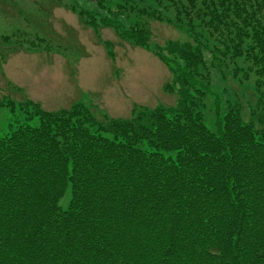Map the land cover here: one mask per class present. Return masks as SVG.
<instances>
[{
    "label": "trees",
    "instance_id": "16d2710c",
    "mask_svg": "<svg viewBox=\"0 0 264 264\" xmlns=\"http://www.w3.org/2000/svg\"><path fill=\"white\" fill-rule=\"evenodd\" d=\"M114 1L70 11L143 49L124 12L183 30L155 50L177 104L103 121L82 104L21 109L38 122L0 135V264H264V0ZM211 69L252 101L225 98Z\"/></svg>",
    "mask_w": 264,
    "mask_h": 264
},
{
    "label": "rangeland",
    "instance_id": "374dc122",
    "mask_svg": "<svg viewBox=\"0 0 264 264\" xmlns=\"http://www.w3.org/2000/svg\"><path fill=\"white\" fill-rule=\"evenodd\" d=\"M93 1L0 0V54L4 58L0 61V135L17 120L37 125L36 117L25 121L21 113L34 103L51 113L82 104L98 121L104 116L131 118L139 106L175 104V92L163 90L172 77L155 50L167 41H185L183 30L174 23L170 26L137 12H124L116 18L123 27L140 25L149 34L148 49L136 48L114 30L84 26L70 12L73 5L95 11ZM114 2L104 0L105 6ZM134 2L139 7L152 6L149 0ZM162 16L167 18L165 13ZM231 76L211 69L209 82L225 98L241 99L244 104L248 98L252 101L251 90ZM7 103L14 104L13 111ZM69 198L67 193L59 202L62 209L67 208Z\"/></svg>",
    "mask_w": 264,
    "mask_h": 264
}]
</instances>
